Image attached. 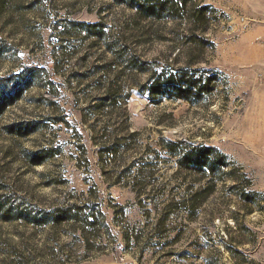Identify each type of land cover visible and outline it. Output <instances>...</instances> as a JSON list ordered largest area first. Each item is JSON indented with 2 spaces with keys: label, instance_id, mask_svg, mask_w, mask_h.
Here are the masks:
<instances>
[{
  "label": "rangeland",
  "instance_id": "1",
  "mask_svg": "<svg viewBox=\"0 0 264 264\" xmlns=\"http://www.w3.org/2000/svg\"><path fill=\"white\" fill-rule=\"evenodd\" d=\"M151 1L0 0V79L37 72L0 115V264H264V0ZM131 59H177L199 98L139 90Z\"/></svg>",
  "mask_w": 264,
  "mask_h": 264
},
{
  "label": "trees",
  "instance_id": "2",
  "mask_svg": "<svg viewBox=\"0 0 264 264\" xmlns=\"http://www.w3.org/2000/svg\"><path fill=\"white\" fill-rule=\"evenodd\" d=\"M119 3H127L128 0H117ZM130 1V2H129ZM127 5L128 7L132 9H136L137 13L136 15H153L154 13H160L162 7L156 6L155 4H152L151 0H129ZM207 7H201L197 13L193 15L192 18L188 20V24L191 22L194 24L196 21L197 23H200L203 21V17L205 15L204 11H206ZM172 10H175L174 7H171ZM181 9L176 8V13H179L178 11ZM183 10V9H182ZM195 18V19H194ZM196 20V21H195ZM75 26L79 29H77V32L85 31L90 36L95 37V39H98L100 41L105 42L104 40V31L103 26L101 24H92V25H86L83 23H77ZM115 47V42H112V44H106L104 47V50L112 55H115L117 49ZM8 49L4 48L0 45V56L7 53ZM124 54V51L122 52ZM177 59L173 60V63L169 64L166 63L162 68L158 69L157 65H153L150 68H145L144 65L138 66V62L134 59L128 60L127 69L130 71H137L138 73H149V81H147V84L139 86L140 89H147V92H149V95L152 97L155 96H166L169 99H176V100H187L190 97H197L199 98L200 95V88H198V82L195 80L187 79L186 76L183 73V70L174 72L171 70L173 68L172 66L174 64H177ZM157 67V68H154ZM37 75L36 70L33 69H27L23 71L21 74H18L17 77L13 79H0V115L5 111V109L13 104L15 101L19 100L22 96V93L28 89L29 86L32 84L31 81L35 79V76ZM209 79V78H208ZM208 84L209 80L206 82L205 89L208 91ZM203 88V89H204ZM109 97L106 95L104 98H101L99 100V103L97 104V107H101L105 105V101H107ZM169 152L176 153V146L170 144L167 147ZM190 162H186L188 160ZM179 167H183L184 163L187 164V167H200L202 165V161L198 154H195L193 152L189 154H185L184 158L182 160H179ZM208 163V162H207ZM206 162L203 163L204 166H207ZM212 188H210L209 192L205 195L204 199H206L211 194ZM11 213H13L12 208L10 207V204L7 202L5 197L0 196V218L5 220L12 219ZM11 215V216H10ZM16 217V216H15ZM17 217H21V215L18 214Z\"/></svg>",
  "mask_w": 264,
  "mask_h": 264
}]
</instances>
